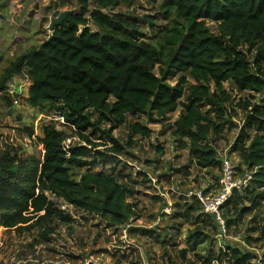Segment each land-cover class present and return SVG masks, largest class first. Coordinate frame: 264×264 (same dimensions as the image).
Returning a JSON list of instances; mask_svg holds the SVG:
<instances>
[{
  "label": "trees",
  "instance_id": "1",
  "mask_svg": "<svg viewBox=\"0 0 264 264\" xmlns=\"http://www.w3.org/2000/svg\"><path fill=\"white\" fill-rule=\"evenodd\" d=\"M76 1L77 7L60 25L38 45L15 55L0 73V93L13 75L30 78L26 103L31 107L48 104L58 111L61 124L69 126V138L76 140L66 144L61 131L48 123L42 137L34 135L33 127L21 129L43 146L40 159L21 158L14 148L0 151L2 229L19 234L37 229L45 240L54 231L52 223L68 225L72 215L51 196L97 215L108 227L138 218L139 212L136 215L134 204L127 200L134 192L135 170L117 157L128 155L126 148L138 138L150 137L151 129L130 121L125 145L119 143L112 130L129 115L159 123L180 107L178 117L162 132H169L196 166L221 170L222 158L214 142L231 122L233 97L224 86L229 81L239 92L260 94L261 99L237 101L244 117L228 152L238 156L244 172L252 171V178L242 192H232L220 215L229 229L252 212L249 223L254 224L249 230L245 224L243 242H264V0H144L159 2L168 22L155 44L146 42L132 21L103 11L132 0H93V8L89 0ZM207 21L217 22V32L208 28ZM176 71L180 75L171 84L168 77ZM187 75L194 83L188 84ZM101 124L108 128L102 129ZM96 130L108 139L105 149H99L101 144L92 137ZM106 152L115 156L108 172L91 170L106 160ZM136 173L142 182H152L148 172ZM180 198L182 203L175 204L171 219L183 218L194 225L188 231L187 246L178 251L183 261L187 250L192 253L193 259L185 264H256L251 260L253 253L226 241L216 251L212 239L219 234L218 222L195 197L181 194ZM157 228L138 229L163 244L165 234ZM202 244H206L204 255L197 251Z\"/></svg>",
  "mask_w": 264,
  "mask_h": 264
},
{
  "label": "rangeland",
  "instance_id": "2",
  "mask_svg": "<svg viewBox=\"0 0 264 264\" xmlns=\"http://www.w3.org/2000/svg\"><path fill=\"white\" fill-rule=\"evenodd\" d=\"M89 3L90 8L95 7L93 0H89ZM76 7V0H0V73L15 55L38 45L50 34L48 26L51 18L57 16L55 14L63 10L72 11ZM103 11L132 21L143 33V39L152 44L157 42L168 23L163 18L159 2L132 0L130 4H119ZM88 25L95 28L92 23ZM206 25L211 31L217 32V22L207 21ZM154 70L157 73L158 69ZM179 75L180 72L177 71L171 73L168 82L174 84ZM187 82L194 83L188 75ZM31 83L26 75L15 74L7 81L6 89L0 93V151L14 148L21 158L40 159L43 146L36 144L35 140L21 129L33 127L34 135L42 137L43 126L53 123L66 137V144H74L76 140L69 138V126L61 124L58 111L48 104L31 107L26 103ZM224 86L233 97L232 105H229L231 122L216 138L214 146L220 157L226 155L232 160L235 175L240 178L246 169L239 164V158L235 153L228 152L244 117V112L237 106V101L247 97L252 102H257L261 95L239 92L229 81L224 82ZM7 99L10 101L9 104ZM14 100L17 103H14ZM179 112L180 107L168 114L167 120L159 123H147V118L143 115H129L124 124L112 130V135L119 143L125 145L126 125L130 121H140L151 129L150 137L138 138L135 145L126 148L128 155L117 157L128 161L131 170H135L134 176L132 174L134 192L127 200L134 204L136 215L139 212L138 218H131L128 224V227L138 226L136 230H126V226L108 227V224L97 215L73 208L51 196L56 205L67 207L73 220L68 225L52 223L54 231L45 240L41 239L37 229L19 234L13 229H2L0 226V264H170L169 261L185 264L187 260L193 259L192 253L187 250L186 260L183 261L179 258L178 251L187 246L188 231L194 225L183 218L169 220V216L171 217L176 209L175 204L182 203L180 195L186 191L204 189L205 185L210 189H217L221 170L196 166L194 161L189 160L187 150L179 148L169 132H162L168 123H172L178 117ZM100 127L107 129L108 125L101 124ZM98 135H101V138H96ZM92 137L101 144L99 149H105L103 143L108 139L101 131L96 130ZM160 149L162 152L156 151ZM114 158L113 153L106 152V160L94 164L91 170L108 172L109 166L115 161ZM86 169L87 167L81 168L76 174L80 175ZM138 170L148 172L152 176L150 178L152 182H142L136 173ZM185 170L189 171V174L185 175ZM157 175L160 176L158 182ZM153 185H157L158 188ZM245 187L237 191L242 192ZM161 194L165 198L159 196ZM251 213L229 229L225 227L224 232L218 225L219 234H214L216 237L212 239L213 248L217 251L225 247L223 241L233 246L238 245L244 251L253 253L251 260L260 264L264 263V242L252 240L247 244L243 242L241 236L246 223L250 225L247 226V230L254 224L249 223ZM254 213L257 214V211ZM178 221L181 225L177 224ZM154 225H158L159 230L165 226V230H161L162 234L166 232L163 244L154 243L152 237L142 234V230L138 229L154 228ZM197 249L200 255H204L206 244L198 246Z\"/></svg>",
  "mask_w": 264,
  "mask_h": 264
},
{
  "label": "built area",
  "instance_id": "3",
  "mask_svg": "<svg viewBox=\"0 0 264 264\" xmlns=\"http://www.w3.org/2000/svg\"><path fill=\"white\" fill-rule=\"evenodd\" d=\"M9 91L12 92L11 90ZM14 103H17V101L14 100ZM251 178L252 171H246L243 176L238 178L235 175V165L232 163V160L228 156L224 155L221 159V179L218 189L209 190L207 192H204V189H190L183 195L198 199L202 205V210L207 214L213 215L214 219L219 224V228L222 232H224V220L220 215L221 206L231 196L234 190L247 186ZM60 207L67 210L65 205Z\"/></svg>",
  "mask_w": 264,
  "mask_h": 264
},
{
  "label": "water",
  "instance_id": "4",
  "mask_svg": "<svg viewBox=\"0 0 264 264\" xmlns=\"http://www.w3.org/2000/svg\"><path fill=\"white\" fill-rule=\"evenodd\" d=\"M68 12H70V10H63L57 16L51 18L48 26L49 30L52 31L55 26L60 25Z\"/></svg>",
  "mask_w": 264,
  "mask_h": 264
},
{
  "label": "crops",
  "instance_id": "5",
  "mask_svg": "<svg viewBox=\"0 0 264 264\" xmlns=\"http://www.w3.org/2000/svg\"><path fill=\"white\" fill-rule=\"evenodd\" d=\"M221 158H222V157H221ZM210 185H211V184H210ZM210 185H209V186H210ZM153 186H154V185H153ZM207 186H208V185H205L204 188H207ZM219 186H220V184H219ZM219 186L217 187V189L219 188ZM154 187H157V188H158L157 185H155ZM212 188H213V187H212ZM209 190H216V189H215V188H213V189H210V188H209ZM159 196H161L162 198H165L164 195H162V194L159 195ZM165 206H167V205H165ZM171 217H172V215H171ZM171 217L169 216V219H171ZM124 226H126V227H125L126 230H129V231L136 230L135 228L138 227V226L131 227V225L128 227V224H126V225H124ZM124 226H123V227H124ZM154 227H159V226H158V225H154ZM162 227H163V226H162ZM126 230H125V231H126ZM161 230H163V229L161 228ZM161 230H159V229L157 228V231L160 232L161 235H163V234L161 233ZM164 234H166V232H165ZM154 243H155V242H154Z\"/></svg>",
  "mask_w": 264,
  "mask_h": 264
}]
</instances>
